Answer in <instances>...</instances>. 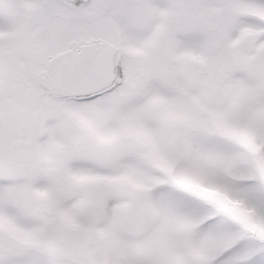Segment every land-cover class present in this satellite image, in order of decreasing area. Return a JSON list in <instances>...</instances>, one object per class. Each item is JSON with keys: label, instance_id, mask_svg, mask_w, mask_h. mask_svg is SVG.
<instances>
[{"label": "snow or ice", "instance_id": "1", "mask_svg": "<svg viewBox=\"0 0 264 264\" xmlns=\"http://www.w3.org/2000/svg\"><path fill=\"white\" fill-rule=\"evenodd\" d=\"M0 264H264V0H0Z\"/></svg>", "mask_w": 264, "mask_h": 264}]
</instances>
